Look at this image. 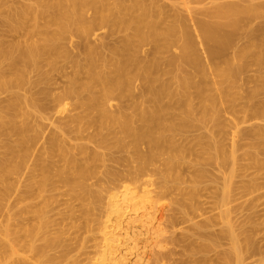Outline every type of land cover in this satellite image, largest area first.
Returning a JSON list of instances; mask_svg holds the SVG:
<instances>
[{
	"label": "bare ground",
	"instance_id": "bare-ground-1",
	"mask_svg": "<svg viewBox=\"0 0 264 264\" xmlns=\"http://www.w3.org/2000/svg\"><path fill=\"white\" fill-rule=\"evenodd\" d=\"M160 1L0 0V26L8 27L12 23H18L19 30L17 33L22 32L24 36V42H6L5 44H9V47L4 52L2 47L5 44L1 42L4 37L0 31L1 85L12 88V84L16 83L17 85V82L21 80L18 84L20 86H14L19 90L21 89V93L15 94L16 97H8L5 102L2 100L0 104V142L3 143L2 148L4 149L1 150L0 146L2 151V153L0 151V218H3L4 222L0 225V264H159L160 262L163 264L172 252L175 253L174 248L176 246L168 249V244L174 245L180 242L179 245L183 243L187 247L192 238L190 241L184 240L186 237L182 236V233L180 235L184 239L174 231L180 224V226L184 224V217L179 218L181 210L177 208L171 213L161 212V209L154 210L156 207L154 206L153 209L150 205H154L151 195L155 190H145L146 185L152 183L150 179L153 176L154 169L152 167L157 159L155 158L156 155L158 158L163 157L162 155L165 157V154L167 156L164 165L166 171H160L163 180H161L159 188L157 187L159 190L157 198H165L169 195L171 184L166 179L168 176L171 179V175L176 173L173 171L175 167L179 163L180 165L184 163L181 161L184 160L183 155L187 149L185 150V147L178 143L175 138L181 133L180 129L172 121L170 123L168 120L167 122L162 121L163 115L170 116L171 114L172 117L176 115L171 113V110H173L172 112L174 109H176L175 112L179 111L178 108L180 107L175 102L174 105L177 107H174L176 108L168 110L169 114L163 113L167 111L165 109L167 106H172V102L176 101L178 90L180 92L178 94L185 104L183 106L184 104L179 102L181 109L187 107L186 111H196L194 113H198L200 116L198 125L197 123L193 124V122H198V119L193 120L192 117L191 121L193 122H188L189 124L192 123L198 131L201 130L199 131L201 135L198 136L200 140H197L202 144V148H206L205 145H207L208 148L215 151L216 156L213 157V163H215L216 157L218 159L216 162L219 164L221 161L223 164L230 161L236 166V151L240 148L242 149L241 152L246 149L245 154L243 153L246 155V160L255 166L264 167V160L261 157L264 156V0H184L185 4L188 5L184 14L175 11V9L174 12L168 11L171 8L166 9V5L164 7ZM42 21L44 24L41 23ZM15 27H17L16 24ZM8 28L10 31L14 29ZM73 32L77 34L74 33L75 35H73ZM68 34L75 36L78 41L68 39L66 37ZM133 38L139 39L138 42H134ZM171 39H178L179 53H171L168 50L170 48L167 43ZM121 52H125V54L123 55ZM166 52L167 55L175 58L172 59L174 61L163 57L166 56ZM117 54H121L122 59L120 56L117 58L118 61L121 59L122 68L119 67L122 64L120 65L118 62L117 66L115 63L117 62L115 61ZM60 60L64 63L61 66ZM112 61L120 69L117 73L113 71V75L111 74L112 71L111 73L107 71L108 74L105 70V67L106 69L115 67H112L114 65ZM103 70L105 71L103 72ZM180 71L182 76L178 74ZM55 73L57 77H53L52 74ZM82 75L85 78L84 81L90 80L91 82L80 83ZM10 77L19 80L15 82ZM174 77L175 79L182 77L177 79L179 85H176L180 86L181 91L179 88L177 90L175 85L172 86L175 89L171 87L169 81ZM61 79L66 81L64 88L59 86L58 80ZM83 83L88 86H84ZM170 87L174 89L171 91L177 92L172 94L169 91ZM17 90L14 89V91ZM5 92L8 94L7 91ZM32 97H39V100L43 97H51V101L48 99L51 105H46L48 111H45L49 113H43L46 106H42L38 103L39 100L37 102V99ZM67 97H80L77 99L78 105L76 103L75 106H79L81 110L85 109L81 112L80 109L76 108L82 116L72 112L74 118H69V121L74 122V125L68 124L69 121L66 123V116L63 117L64 120L59 116L61 115L59 114L60 106L63 110L62 103H65ZM81 97L87 98L82 99ZM109 97H124L122 99L127 101L128 98L126 97H134L128 101L132 100L129 103L131 107L133 103L136 105V101L138 102L136 106L133 105L134 111L130 107L132 110L129 112L132 114L126 115L120 111L115 113L116 106L114 105L113 109H109V102L114 99ZM145 97H147L148 104ZM151 97L155 98L151 99ZM162 97L163 99L168 97V99L163 100ZM229 97H233V99L227 101ZM140 98L141 102L139 101ZM170 98H173V101ZM70 99L72 101V98H69V101ZM195 99L197 104L194 103ZM224 100L230 104L226 106L223 103ZM161 101L163 103L170 101L172 105L165 102L167 104L164 103L166 105L164 107ZM46 102L44 104L48 103ZM128 102L125 104L128 105ZM119 103L122 104V100ZM145 104L147 105L145 106ZM113 106L111 105V107ZM125 109L127 110V107ZM30 110L38 111L40 117L43 113L41 118L50 115L48 117L53 119L55 116L54 119L56 118L59 122L64 123L65 121L66 124L62 125V127L68 126V128H64L65 132L63 128H59L64 133L57 131L58 127H55V124L54 127L56 132L63 134L64 140L66 135L71 136L66 138L68 139L67 145L69 139H75V136H78V140H82V142L76 143L78 140L72 141V139L71 142H75L76 147L72 144L73 148L71 146L65 147L66 143L60 140L62 134L57 136L56 132L52 133L45 141H48L50 149L56 151H53L54 155L51 154L52 160H46L49 156L44 157L47 148L39 146L41 139L46 138L43 137L45 131L43 128H39L41 127L38 124L39 121L37 127L36 123H33L36 118L37 120L40 118L38 119L37 113L33 112L37 117L34 116L35 121H32L30 117L33 116L29 117ZM84 111L86 112L83 113ZM92 111L96 112V116H94L96 120L90 118ZM124 112L127 111L124 110ZM133 112L135 113L133 114ZM74 114L78 116L75 117ZM195 115L197 116V114ZM230 116L233 118H229ZM160 118H162V122H165L162 128L168 123L167 126L177 128L180 131L179 134H175L174 138L170 137L167 126L164 127L167 135L163 134L165 130L162 132L159 125H155L156 120ZM45 120L47 121L46 118ZM41 121L42 119H40ZM48 121L51 123V118ZM75 122L78 127H76ZM172 123L174 126L171 125ZM187 123L183 127H188ZM59 124L57 125L61 126ZM181 124L183 123L181 122ZM69 126L71 127L70 131ZM108 126L110 128L117 127L118 131L111 130L112 133L109 136L107 129H110ZM171 128L170 130H172ZM90 129L93 131L89 132ZM103 129L107 131L105 134L102 133ZM184 129L187 130V128ZM71 130L72 133L75 132V135L66 134ZM177 130L172 131L177 133ZM203 131L206 132L202 133ZM106 133L109 135L107 136ZM73 135L74 137H72ZM112 136L115 138L114 140H112ZM81 137H86L87 140L90 138L91 142H94L93 138L95 137L98 144H92L89 141L85 144L83 142L86 141V138ZM121 137L129 139V141L126 139L123 142L124 139L122 140ZM106 138L110 140L108 141ZM201 140L207 144L203 145L202 142L204 141ZM112 141H116L118 150L124 151L129 156H127L128 164L124 166L123 157L120 155L119 158L116 157L118 156L116 154L115 159L112 156V160L107 155L110 160L107 162L109 164L111 161L115 163L114 169L122 163L123 167H119L120 169H117L116 172L113 168L112 172L111 167H109L111 172H109V168L104 167V165L108 166L105 163V160L108 159L107 156V158L104 156L105 162L102 160L104 158L99 159L105 163L104 165L99 164L105 172L106 169L108 170L107 174L110 176L106 174L108 179L104 178L105 180H108L109 183L112 180L114 185L116 181H121V183L123 181L121 185H119L120 182L117 183V186L115 185L111 191L110 189L107 191L108 186L102 187L108 192L107 197V193L98 183V185L95 183L100 179L91 178L94 176H91L89 161L92 162L93 159L99 158L100 154L95 157L99 151L102 153L105 149H113L114 143ZM61 142L64 143V146ZM108 142L110 148L106 147ZM200 143L197 144L201 147ZM87 144H92V146L95 144V147L98 145V149L89 151L90 148L85 147ZM44 145L46 144L44 143ZM225 145H229L231 149L228 155L224 150ZM101 148L103 151L100 150ZM72 151H76L75 155ZM109 152L111 151L109 150ZM157 152L159 153L157 154ZM122 153L120 154L122 155ZM55 154L57 155L55 156ZM93 154L95 158L91 159ZM243 154L241 153V155ZM211 157L208 155L209 159H206L210 160ZM120 159L123 161L119 162ZM54 160L59 161V166L56 162L55 167L60 168H57L58 171L55 170V167L52 168L54 163L50 162L53 172L46 161ZM30 162L31 164H29ZM60 162L63 166H60ZM97 162L96 165H98ZM208 162L210 163V161ZM178 167L180 166L178 165ZM231 167L233 168V166ZM73 172L76 174L74 179L72 178ZM234 172L235 167L231 172L233 178ZM104 174L101 176L105 177ZM55 177L59 180L53 182ZM97 177L99 178L100 175ZM110 178L111 180H109ZM182 178L179 179L180 181L178 180V187ZM88 179L91 181V187L98 186L102 189H100V194L97 190H93L94 194L97 195L92 196L91 190L86 184ZM174 180V182L177 181ZM231 180L232 178L229 179V185L226 183L229 192L232 191L231 185L233 183L230 185ZM60 181L63 185L72 183L74 185L73 190L78 192L75 197H71L80 201L79 219L82 222L78 226L74 225L76 224L74 221L72 222L74 217H78V215L76 216L77 213L74 212L77 211L74 207V200L69 199L74 206L68 200L74 208L70 207L71 204L70 206L67 204L68 207L65 204L66 209L71 208L67 210L68 213L70 211L69 216L65 215L66 218L67 216L69 219L71 218L70 222L73 223L71 228H75L72 231H69V228L66 229L65 225L62 228L55 227L58 226V219H55L57 221L55 224L53 212V219L49 215L50 206L57 201L52 203L56 198L51 194L47 195V192L54 191L57 187L55 183L59 184ZM53 186H55L54 190H52ZM102 186L105 185L102 184ZM109 187L111 188L110 185ZM101 196L108 199L106 203L104 201V205H102L103 197ZM185 196L186 193L182 197L185 198ZM194 196L197 198L195 193ZM219 197L224 198V196ZM226 201L228 200L226 199ZM58 203L55 204L57 207ZM93 204H100L104 207L99 216L98 213L94 216L98 208H95L96 211L94 212ZM55 205L52 206L55 207ZM55 208H51V210L56 211ZM62 212L64 214V211ZM57 213L59 214V212ZM229 213L226 211L221 214L224 221L219 234L202 232L205 228H209L210 224L207 222L193 224L194 231H197L200 236L192 241V244L197 243L199 246V248H197L198 246L195 247L196 252L199 253L201 249L200 253L207 255L219 248L223 241H226L228 245V249L215 254L214 260L204 256L196 264H214L215 261L217 264H249L247 261L258 253L256 246L259 245H256L247 231L248 221L247 224L238 226L235 224L236 222H233L234 220L231 219ZM181 214L184 215V213ZM88 215L93 216L88 217ZM255 222L257 223V221ZM175 230L177 231V229ZM182 240L184 241L181 243ZM90 241L94 242L93 247L91 246L94 249L92 252L87 251L91 248L88 246ZM162 243L167 244V246ZM192 244L188 247L191 248ZM173 245L171 246L173 247ZM190 248H187L189 251L191 250L190 252L195 251H193L194 247L193 249ZM196 252H194L195 254L190 253V257L196 255Z\"/></svg>",
	"mask_w": 264,
	"mask_h": 264
},
{
	"label": "rangeland",
	"instance_id": "rangeland-1",
	"mask_svg": "<svg viewBox=\"0 0 264 264\" xmlns=\"http://www.w3.org/2000/svg\"><path fill=\"white\" fill-rule=\"evenodd\" d=\"M161 2V4H163V6L164 5H166V9H170V10H168V11H173L174 12V9H175V11H178L179 13L180 12H183V14H184V12L186 11L185 9H186V7H188V5H186L185 4V2H184V0H161L160 1ZM165 7V6H164ZM192 7H194V6H192ZM173 8V9H172ZM167 11V10H166ZM170 13V12H169ZM170 14H172V13H170ZM182 14V13H181ZM42 24H44V22L42 21L41 22ZM15 24L17 25V27H15ZM27 24H29V23H27ZM13 26V27H12ZM8 27H11V30H12V28H14L12 31H10L9 29L10 28H8ZM8 27H4V26H0V31H1V33H2V35H3V37H4V39H3V41H1V38H0V41L2 42V43H21V42H24V36H23V34H22V32H18L17 33V31L19 30L18 29V27H19V24L18 23H12V25H10V26H8ZM75 32H73L72 34L73 35H75V34H77V33H75ZM71 35V34H70ZM73 35H71V36H69V34L68 35H66V37L68 38V39H71V40H73V41H78V39L75 37V36H73ZM76 36H78V35H76ZM131 39V38H130ZM263 39H264V36H263ZM132 40H134V42H138V40L137 39H135V38H133ZM173 40V41H172ZM177 40L178 39H171L167 44V46L170 48V49H168L171 53H173V52H178L179 51V49L177 48V45H179V42L177 43ZM65 42H67V41H65ZM176 42V43H175ZM175 43V44H174ZM174 44V45H173ZM3 45V44H2ZM14 45H16V44H14ZM172 45V46H171ZM3 47H5L4 49H3ZM2 47V50L5 52V49H6V51H7V49H8V47H9V44H5L4 46ZM174 47V48H173ZM178 49V50H177ZM176 50V51H175ZM168 51V52H169ZM170 52H169V54H170ZM180 52V51H179ZM178 52V53H179ZM122 53V52H121ZM123 55L125 54V52H123L122 53ZM121 55V54H120ZM120 55H118L117 54V56H116V58L118 57V56H120ZM122 55V56H123ZM165 55L166 56H163V57H166V58H168L169 60L171 59V61H174V60H172V59H175V58H172L170 55H167V52L165 53ZM115 56V55H114ZM170 56V57H169ZM119 58V57H118ZM118 58L115 60V61H117V62H115V63H117V66H118V62H119V64L121 65L122 63H120V60L122 59L121 58V56H120V60L118 61ZM176 61V60H175ZM60 62V66L61 65H63L64 63L62 62V60H60L59 61ZM113 62V61H112ZM115 63L113 62V66L112 67H114V68H110V67H108L107 65V69H106V67H105V70H106V72L108 71V72H110L111 73V71H112V75H113V71L115 72V73H117V72H119L120 71V69L115 65ZM176 63V62H175ZM110 64V63H109ZM108 64V65H109ZM112 64V63H111ZM120 68H122L123 67V64L121 65V66H119ZM112 69V70H111ZM180 69V68H179ZM179 69H178V71H179ZM105 70H103V72L105 71ZM107 72V73H108ZM109 74V73H108ZM177 74V73H176ZM178 74H179V76H182V74H181V71L180 72H178ZM52 75H54L53 77H57V76H55L56 75V73L55 74H52ZM15 76V75H14ZM17 77H18V75H17ZM10 78H12V79H14L15 77H10ZM9 78V79H10ZM19 78V77H18ZM179 79H181L182 77H178ZM178 78H176L175 79V77L174 78H172L171 80L174 82H172L171 80L169 81L170 82V85H171V87L172 86H174V87H176V89L178 90V88L180 87H178V86H176V85H179L178 83H177V81H179V80H177ZM20 79V78H19ZM18 79V80H19ZM57 79V78H56ZM15 80V79H14ZM17 80V79H16ZM16 80H15V82H16ZM17 80V81H18ZM65 79H61V80H58V83H59V86L61 87V88H64L65 87V85H66V81H64ZM85 80V78L83 77V75L81 76V80H80V83L81 82H86V83H88L87 81H89V82H91L90 80H87V81H84ZM13 81V80H12ZM21 81V80H20ZM20 81L19 82H17V85L18 84H20ZM14 83V82H13ZM173 83V84H172ZM2 84V81L0 82V88H1V90H0V99H1V101H0V104H1V102H2V100L5 102L6 101V99H8V97H16L15 96V94H20L21 92V89L19 90V88H15L14 86H17L16 85V83H14V85L12 84V88H14L15 90L16 89H18L17 91H14V89H12L11 87L10 88H6V87H4L3 85H1ZM83 84H85V83H83ZM82 84V85H83ZM90 84V83H89ZM18 86H20V85H18ZM84 86H88L87 84H85ZM3 87V88H2ZM79 87V86H78ZM170 87V88H171ZM174 87H172V88H174ZM21 88V87H20ZM60 88V89H61ZM84 88V87H83ZM169 88V91H171V90H174V89H170ZM4 89H6V90H4ZM10 89V90H9ZM180 89V88H179ZM3 90H4V93H3ZM5 91H7V93L8 94H10V96H8V94H6V92ZM61 91V90H60ZM180 91H181V89H180ZM19 92V93H18ZM172 92V94H174L175 92H177V91H175V92H173V91H171ZM178 92H179V90H178ZM178 92H177V95H176V101H174V102H172L173 101V98H170V99H172V104L170 103V101H165V102H168V104L170 103L172 106H167V108L169 107V109H167V108H165L167 111L165 112H163V113H167V114H169V111L168 110H171V109H174V108H176L177 107V105H174V103L175 102H177V104H178V107H180V108H178L179 109V111L177 112H175V110L176 109H174V112H172L173 110H171V113H175L176 115H174L173 117L171 116V114H170V116L169 115H163L164 117H162V118H164L162 121H166L167 122V120H168V122L170 123L171 121L172 122H174L175 124H176V127H178V129H180V131H181V135L179 134V130H177V128L176 129H174V127L173 128H171V126H167V125H169L168 123L166 124V125H164V127L165 126H167V127H169V128H167L168 129V134H169V136L170 137H173L175 134H179V135H176V140H177V142L178 143H180L182 146H184L185 147V150H186V155L184 154L183 156L187 159V162H188V164H187V162H185L186 161V159L184 158V160L182 159V161L181 162H184V163H182L181 165H180V163L178 164L180 167H178V165H177V167H178V169H177V167H175V170H173L174 172L176 171V173L175 174H177V175H175L174 173L172 174V172H171V174H169V175H171L172 177H171V179H170V177L168 176L167 177V182L168 183H170L171 185L173 184V185H175L176 187H174L173 185L171 186H169L168 184V186L170 187V193H169V195H167V197H160V198H157V192L159 191L158 190V188H159V184H160V182H162L161 180H163V178L161 177V175H160V171H166V168H165V161H166V154H165V157H164V155H162L163 157H159L158 158V156L156 155L155 156V158H157L156 160H155V163H154V166L152 167L154 170H153V176H152V178L150 179L151 181H152V183L151 184H148V185H146V187H148V188H146L145 187V190H151L152 191V189H154L155 190V192H152V202L154 203V205L152 204V202H151V204L152 205H150V206H152V208L155 206L156 208L154 209V210H156V209H161L160 211L161 212H165V213H171V211L173 210V211H175V210H177V208L179 209V210H181V212H180V216H179V218H183L184 217V220L183 219H181V220H183V222H184V224H183V222H182V226H180L179 225V227H176L175 229H177V231L174 229V231L176 232V234L178 233L179 235H180V233H182L181 235L182 236H184V237H186V239H184V237H181V235L179 236V237H181V238H183L184 240H187V241H190L191 239L190 238H192V240H191V242H190V244H192V241H195L197 238H199L200 236L198 235V232L197 231H194V227H193V224L194 223H199V224H202V222L204 221V222H207V223H209L210 224V226H209V228H203L204 229V231L202 230V232H215L216 234H219L220 232H221V230H222V222L224 221V220H222V216H221V214L222 213H224V212H226V211H228V212H230L229 214H230V217H232L231 219L232 220H234L233 222L236 224V225H238V226H240V225H243V224H247V221H248V224H247V231H248V234L249 235H251V237L253 238V241H255V243H256V245H259V246H256L257 248H258V253L255 255V256H253V257H251L248 261H247V263H249V264H264V167L263 166H255V165H253L251 162H249L248 160H246V155H244L245 153V151H246V149H244L243 150V152H241V150L242 149H240V148H238V150L236 151V166H234L233 164H231L230 163V161H229V163H228V161L225 163L224 162V164H223V162L221 161V160H219V161H221V164H219V163H217L218 162V159L215 157V159L217 160V162H216V160L214 161L215 163H213V161L212 160H214V156H216V153H215V151H213V150H211L210 148H208V146L207 145H205V144H207L204 140H201V141H204V142H202L203 143V145H205L206 146V148H202V144L200 143V141H198V140H200V139H198L199 137H200V135H201V133L199 132V131H201V130H199L198 131V129L197 128H195V126H193L192 125V123H190L189 124V122L188 121H190V122H193V121H191V117H192V119L193 120H197L198 119V122L196 121V122H193V124L194 123H197V125L199 124V122H200V116H199V114L198 113H194V112H196V111H194V112H188V111H186L187 110V107H182V109H181V106L179 105L180 103L179 102H182L183 104H184V100L182 99V97L181 96H179L180 94H178ZM22 93H23V91H22ZM180 93V92H179ZM18 97V96H17ZM173 97V96H172ZM9 98V99H10ZM32 98H36L37 99V102H38V100H39V97L37 98V97H32ZM51 98V97H50ZM49 97H43V99H41L40 98V100H39V104H41L42 106H48V104H50V102H49V100L51 101V99H50ZM69 98H72V101H71V99H70V101H69ZM74 98H75V100H74ZM82 99L83 98H87V97H81ZM107 98V97H106ZM109 98H114L115 99V101H114V99H112L110 102H109V106H110V108L109 109H113L114 108V106H116L115 107V109H116V111H115V113L116 112H122L123 114H125L126 113V115H131L130 114V110H132V111H134V106H136L137 105V102L138 101H136V105H134L135 103H133L132 104V107H131V104H129V103H131V101L130 102H128L130 99H132V98H134V97H126V98H128V101L126 100V99H122V98H124V97H109ZM120 98V100H118ZM153 98H155V97H151V99H153ZM158 98V97H157ZM168 99V97H164V99ZM184 98V97H183ZM45 99H47V100H45ZM49 99V100H48ZM77 99H80V97H67V99L65 100V103H62V108H63V110H64V113H63V110L61 109V106H60V113L59 114H61V115H59L60 117H65V118H67L66 119V123L70 120L69 118H74L73 116H72V114L73 113H75L76 112V114H78V115H81V114H79V110H76V108L77 109H80V111L82 112V110H85V109H82L81 110V108L79 107V106H77L78 105V101H77ZM143 99V98H142ZM159 99V98H158ZM161 99H163V97L161 98ZM160 99V100H161ZM163 99V100H164ZM166 99V100H167ZM178 99H181L180 101H177ZM233 99V97H229V99L227 100V101H229V100H232ZM43 100H45V101H43ZM122 100V104L121 103H119L120 101ZM145 100H146V103H147V97H145ZM162 100V101H163ZM43 101V102H42ZM48 103H47V102ZM125 101H127L128 102V105H130V106H128V105H126L125 103H127V102H125ZM139 101L141 102V98L139 99ZM161 101V104H164L163 102ZM225 102V100H224V104H226V106L228 105V104H230L229 102ZM3 102V103H4ZM44 102H46L47 104H44ZM75 102V103H74ZM74 103V104H73ZM77 103V105L75 106V104ZM110 103H112L111 105L113 106V107H111V105H110ZM143 103H145V101H143ZM181 103V105H183ZM194 103L195 104H197V100L195 99L194 100ZM222 103V104H223ZM5 104V103H4ZM148 104V103H147ZM147 104H145V106L147 105ZM165 104H167V103H165ZM163 105L164 107H166V105ZM176 104V103H175ZM51 105V104H50ZM120 106V108H119V106ZM134 105V106H133ZM47 106L46 107H44V111H43V113H46L45 111L48 109L47 108ZM75 106V107H74ZM118 106V107H117ZM127 107V110L125 109V107ZM144 106V105H143ZM144 106V107H145ZM151 106H152V104H151ZM174 106H176V107H174ZM183 106H185V104L183 105ZM123 107V108H122ZM132 109H131V108ZM173 107V108H172ZM59 108V107H58ZM57 108V109H58ZM136 108V107H135ZM183 108L185 109V111L183 110ZM118 109H120V110H118ZM61 110H62V113H61ZM74 110V111H73ZM118 110V111H117ZM124 110L125 111H127L128 112V114H127V112H124ZM136 110H139V109H136ZM1 111V110H0ZM48 111V110H47ZM33 112L36 114V115H38V119L40 118V119H42V123L40 122V119L39 120H37V118H36V121L34 120L35 119V117L34 116H36L35 114H33ZM39 112H41V111H39ZM73 112V113H72ZM80 112V113H81ZM86 111H84L83 113H85ZM112 112H114L113 110H112ZM188 112V113H187ZM1 113V112H0ZM42 113V112H41ZM43 113L41 114V117H43ZM47 113H49V112H47ZM46 113V114H47ZM82 113V114H83ZM135 112H133V114H134ZM194 113V115L195 114H197V116L195 117L194 115L192 116V114ZM76 114H74L75 115V117H77L76 116ZM45 115V114H44ZM58 115H56L57 117H59ZM68 115V116H67ZM91 117L90 118H92V119H94V120H96V118H94V116H96V112L95 111H92L91 112ZM30 116H33V117H30ZM48 116H50V115H48ZM48 116H44V118H41L40 117V114H38V111H35V110H30V115H29V117L30 118H32V121L34 120L35 122H33L35 125H36V127L38 126V124H40L39 126H41V127H39L40 129L41 128H43V130L45 131L44 133L45 134H43V137H46V138H43V139H41V141H40V144L41 145H39V146H42V148H47V150L45 149V151L47 152V154H46V152H44L45 153V155H44V157L46 156V155H49L47 158H46V160H52L53 158L51 157V154H53L54 155V153H53V151L55 152L56 150H52V149H50V147H49V144H48V141H45V139H48L49 138V136L52 134V133H55L56 131H55V127H58L57 128V131H61L62 133H64L65 132V130H64V128H68V126H65V127H62V125L64 126L66 123H65V121H64V123H62V121L61 122H59V121H57V119L55 120L54 119V117L55 116H53V119H52V117H48ZM82 116V115H81ZM168 116H169V119H168ZM37 117V116H36ZM48 117V118H47ZM167 119H166V118ZM172 119H171V118ZM34 118V119H33ZM47 119V121H48V119L50 120V118H51V123L48 121H46L47 122V124H46V122L44 121V119ZM61 118V119H62ZM162 118H160L159 120H156V122H155V125H159V127H160V131H162V130H165L164 132H163V134H165V135H167V132H166V128H162V126H163V123L165 124V122H162L161 121V119ZM188 120H187V119ZM229 118H233V116L231 117H229ZM63 120H64V118H63ZM176 120V121H175ZM187 120V121H186ZM38 121H39V123H38ZM54 121H56V122H54ZM44 122V123H43ZM52 122H53V125H51L52 124ZM60 123L59 125H61V126H58L57 124L58 123ZM181 122L183 123V124H181ZM188 122V123H187ZM38 123V124H37ZM62 123V124H61ZM73 124L74 122H70L69 121V123L68 124ZM174 123H172L171 125H173L174 126ZM187 123V125H188V127H183L185 124ZM42 124V125H41ZM43 124H44V126H49V127H44L43 126ZM54 124L56 125L55 127H54ZM67 124V125H68ZM139 123L137 122V125H138ZM74 125V124H73ZM75 125H76V127H78L77 125V123L75 122ZM111 125V124H110ZM109 125V126H110ZM186 125V126H187ZM70 126H72V125H70ZM69 126V131H70V129H71V127ZM108 126V128L110 129V130H108L107 128V131L109 132V134L108 133H106V135L108 136H111V133H112V131H118V129H117V127H115V128H112V127H114L113 125H111L112 127L110 128ZM73 127V126H72ZM84 127H86V126H84ZM83 127V128H84ZM198 127V126H197ZM59 128H63V131L61 130V129H59ZM75 128V127H74ZM170 128L172 129V130H177V133H175V131L173 132L172 130H170ZM184 128H187V130L186 129H184ZM199 128V127H198ZM52 129V130H51ZM73 129V128H72ZM77 129V128H76ZM106 129H103L102 130V133L103 134H105V132H107L106 131ZM74 130V129H73ZM112 130V131H111ZM186 130V131H185ZM41 131V130H40ZM50 131V132H49ZM68 131V130H67ZM66 131V132H67ZM75 131V130H74ZM93 130L92 129H90L89 130V132H92ZM42 132V131H41ZM60 132V133H61ZM76 132V131H75ZM74 132V133H75ZM78 132V131H77ZM206 132V131H205ZM204 131L202 132V133H205ZM60 133H58V132H56V134H57V136L60 134ZM61 133V134H62ZM74 134V133H72V130H71V132H68V133H66V134ZM183 133H184V135H183ZM65 134V135H66ZM77 134V133H76ZM75 135V134H74ZM74 135L72 136V137H74ZM80 135V134H79ZM59 136H61V135H59ZM67 136V135H66ZM65 136V140L63 139L64 137H63V134H62V139L60 138V140L61 141H63L64 143H66L67 142V140L68 139H66V138H69V137H71L70 135H69V137L67 136L66 137ZM106 136V137H107ZM199 136V137H198ZM76 138L75 139H77L78 140V136H75ZM80 137V136H79ZM91 137V136H90ZM81 138H86V137H81ZM109 138V137H108ZM111 138V137H110ZM112 140H114L115 138L112 136ZM122 138V140H123V142L127 139V138H125V137H121ZM174 138V137H173ZM73 138H71V140H72ZM75 139H73L72 141H74ZM90 139V138H89ZM87 140V138H86V141H84L83 143H87V141H89L90 143H95V144H98V143H96L97 142V139L94 137L93 139H94V142L92 141H90V140ZM96 139V140H95ZM107 139V138H106ZM198 139V140H197ZM71 140L69 139V144L67 145V143L65 144L66 146L65 147H67V146H71V144H72V146H75L76 147V143L78 142V143H81L82 142V140H78V141H76V143L75 142H71ZM83 140H85V139H83ZM108 140V139H107ZM110 140V139H109ZM108 140V141H109ZM175 140V139H174ZM127 141H129V139H127ZM63 142H61V144H62V146H64V143ZM113 143H114V148H117L116 150H113L112 148V150L111 149H109L111 152H109V150H106L105 148V150L104 151H106L105 153H104V151L102 150V148L100 149V150H102L103 152V154L99 151L98 153H96V155H95V157H97L99 154H100V156H99V158L97 157L96 158V160L97 161H101V162H97L96 160H94L93 159V161L91 162V160L89 161V163H90V168H91V172H92V175L91 176H94V177H91V178H95L96 177V179H100V180H98V181H94L96 184L98 183L99 184V186L102 188V187H107V191H109V189H110V191L112 190V188H114L115 187V185L117 186V183H119V185H121L122 183H123V181H122V183H121V181H119V182H115L116 184L114 185V183H112L113 181L111 180V178L109 179V180H111L110 181V183H109V181L108 180H105V179H108V177L106 178V174L108 173L107 171V169L109 168V167H111V169L113 168L114 169V162L113 161H111L110 163L112 164H109L107 161L109 160V157L111 158L110 160H112V156H113V158L116 156V154L118 155V156H116V157H119V155H120V157H123L122 159L124 160V162H122L121 161V159L119 160V162L121 161L122 163H123V165L125 166V165H127L128 163H127V156H129V154L128 155H126V153L124 152V151H120V150H118V147L116 146V141H112ZM44 143L46 144V145H44ZM75 143V144H74ZM82 143V144H83ZM126 143V142H125ZM197 143H200V145H201V147L197 144ZM0 146H1V150H4L3 148H2V145H3V143H1L0 142ZM43 144V145H42ZM92 144H87V145H85V147H87V148H90V150L89 151H93V150H97L98 149V145H97V147H95L96 145L94 144L93 146H92ZM108 144L110 145V143L108 142L107 143V146L106 147H109L108 146ZM79 145H81V144H79ZM112 145V144H111ZM198 145V146H197ZM49 148H48V147ZM71 146V148H73ZM92 146V147H91ZM113 146V145H112ZM205 146H203V147H205ZM111 147V146H110ZM109 147V148H110ZM70 148V147H69ZM50 149V150H49ZM68 149V148H67ZM75 149V148H74ZM73 149V150H74ZM203 149H205V150H207V151H204ZM0 150V151H1ZM44 150V149H43ZM42 150V151H43ZM52 150V151H51ZM72 150V149H71ZM75 150H77V149H75ZM211 150V151H210ZM225 153L228 155L229 154V152H230V146L229 145H225ZM202 151H204V152H210L208 155L210 156H212L211 157V159L210 160H208L209 158H208V155H207V153L205 154L204 152H202ZM49 152V153H48ZM75 152L76 151H72V153L75 155ZM112 152H116V153H112ZM123 152V153H122ZM243 154V155H241V153ZM1 153H2V151H1ZM42 153V152H41ZM58 153V152H57ZM110 153V154H109ZM120 153H122V155L120 154ZM159 152H157V154H158ZM203 153V154H202ZM77 154V153H76ZM102 154V155H101ZM207 155V156H205V155ZM238 154H239V156H238ZM57 154H55V156H56ZM109 157H108V156ZM55 156H53V157H55ZM104 156L106 157H108V159H106V158H104ZM241 156V157H240ZM243 156H245L244 158H243ZM50 157V158H49ZM94 157V154L91 156V159L92 158H95ZM119 157V158H120ZM261 157H263L262 159L264 160V156H261ZM101 158H104V159H102L105 163H107L108 164V166H105L104 164L105 163H103V161L102 160H99V159H101ZM203 158V159H202ZM205 158V159H204ZM206 158H208V159H206ZM33 159V158H32ZM55 159H57L56 157H55ZM115 159V158H114ZM118 159V158H117ZM125 159H126V161H125ZM109 160V161H110ZM210 161V163H212V164H210L208 161ZM94 161H96L97 162V164L98 165H100L101 166V164H99V163H102V165H104V167L106 168L107 167V169H106V172H105V170H103V168H102V166L100 167L99 166V169H98V165H96L95 163L96 162H94ZM158 161V162H157ZM207 161V162H206ZM212 161V162H211ZM50 162H53L52 164V168H54L55 167V163L58 165V162L59 161H46V163L48 164V166H49V168L51 169V166H50ZM32 163H33V161H32ZM63 163V162H62ZM94 163V164H93ZM122 163H121V165L120 166H118L117 167V165H115V167H117L116 169H114L115 171L114 172H116V170L118 169H120V168H122L123 166H122ZM125 163V164H124ZM186 163V164H185ZM210 165H209V164ZM29 164H31V162L29 163ZM64 164V163H63ZM185 164V165H184ZM219 164V165H218ZM230 164V165H229ZM183 165V166H182ZM188 165V166H187ZM222 165H223V167H224V165H226L224 168L222 167ZM59 166V165H58ZM60 166H63L62 164H61V162H60ZM230 166H233V168L231 167L230 168ZM94 167H95V170H94ZM96 167H97V169H96ZM120 167V168H119ZM234 167H235V172H234V178H233V174L231 173L232 171H233V169H234ZM57 166L55 167V170H57ZM60 168V167H59ZM58 168V169H59ZM62 168V167H61ZM102 168V169H101ZM104 168V169H105ZM101 169V170H100ZM113 169L111 170L112 172H113ZM230 169H231V171H230ZM52 170V169H51ZM181 170V171H180ZM201 170H202V172H201ZM53 172H54V170H52ZM58 171V170H57ZM110 171V168H109V172H111ZM75 172V171H74ZM74 172H73V174H72V178L74 179V178H76V174H74ZM104 172H105V174H104ZM204 172V174H202ZM163 173H166V172H163ZM167 173H169L168 171H167ZM179 173H181V174H179ZM103 174H104V176L105 177H102L103 176ZM179 174V175H178ZM199 174H200V176H199ZM100 175V177L98 178L97 176H99ZM102 175V176H101ZM108 175V174H107ZM175 177H174V176ZM203 177H202V176ZM205 175V176H204ZM230 175H231V178H232V180H231V183H230V185L232 184L233 185V187H234V189H233V187H232V185H231V188H232V194H231V192H229V190L227 189V184L226 183H228L229 182V179H231L230 178ZM109 176V175H108ZM178 176V177H177ZM226 176V177H225ZM110 177V176H109ZM181 177H183L182 179H181V182H180V184H179V187H178V185H177V183H179V179L181 178ZM202 179H201V178ZM91 178H89V179H91ZM105 178V179H104ZM178 178V179H177ZM229 178V179H228ZM57 177H55V179H54V181L53 182H56L57 181ZM87 180L86 181V184L89 186V188H90V190H91V193H92V196H94V195H97V194H94V191L93 190H97L98 191V193L100 192V187H98V186H94V187H91V181H92V179H91V181L90 180ZM95 179V180H96ZM104 179V180H103ZM170 179V180H169ZM174 179H176L177 181L176 182H174L175 180ZM228 179V180H227ZM59 180V179H58ZM117 180V179H116ZM179 180V181H178ZM89 181V182H88ZM184 181V182H183ZM82 182H84V180H82ZM101 182V183H100ZM174 182V183H173ZM58 183V182H57ZM62 182L60 181V183L59 184H56L55 183V186H57V187H55V186H53V189L52 190H54V187L56 188L54 191H52V192H47V195H50L51 194V196H54L55 198H56V200L54 199V197H53V201H52V203H55L54 201H57V202H59L58 204V207L56 206L57 205V202L55 203V204H52V205H55V207H57V208H55L54 206H50V213H49V215H50V217L52 218V212H53V217H54V223H55V221L57 220L58 221V223H57V221H56V223L58 224V226H55V227H60V228H62V227H64V225H65V228L66 229H68L69 228V231H72L73 229H75V228H71V224H73V223H71L70 222V220H71V218L69 219L68 218V216H69V213H70V211H69V213H68V211L67 210H70L71 208L70 207H72V208H74L75 207V209L77 210V211H74L75 213H77L76 214V216L78 215V217L76 218V217H74L73 219H72V222L74 221V223H76V224H74L75 226H78L79 224H80V222H82V220L81 219H79L80 217H79V215H80V213L79 212H81L80 210V201L79 200H74V199H77V198H71V197H75L76 196V194L78 193L77 191H74L73 190V188H74V185L71 183V184H66V185H63V183L61 184ZM109 183V184H108ZM97 184V185H98ZM102 184L103 185H105V186H102ZM108 184V185H107ZM126 184V183H125ZM128 184V183H127ZM226 184V185H225ZM109 185L111 186V188L109 187ZM194 185V186H193ZM225 185V186H224ZM228 185H229V183H228ZM252 185H254V186H252ZM139 186V185H138ZM193 186V187H192ZM158 187V188H157ZM187 187V188H186ZM195 187V188H194ZM230 187V186H229ZM92 188H94V189H92ZM105 188H102L103 189V191L104 192H106L105 190ZM190 188V189H189ZM0 189H1V185H0ZM101 189V190H102ZM143 189H144V187H143ZM182 189V190H181ZM194 189V190H193ZM223 189V190H222ZM190 191V192H187V191ZM51 191V190H50ZM102 192V191H101ZM195 193V195L197 196V198H195V196H194V193ZM97 193V192H96ZM107 193V197H108V192H106ZM182 193H184V195H185V193H186V196H185V198H183L184 197V195H182ZM188 193H190L189 195H188ZM222 193V194H221ZM100 194V193H99ZM193 194V195H192ZM102 195H103V193H102ZM104 195H105V193H104ZM227 195H229V196H231V197H227ZM183 196V197H182ZM219 196H224V198H223V200H224V203H223V200H221L222 198H220ZM101 197H103V196H101ZM225 197H227V198H225ZM104 198L105 197H103V204L102 205H104V201H105V203H106V201H108V199L107 198H105V200H104ZM190 198H191V201L189 202V200H190ZM193 198V199H192ZM229 198V199H228ZM69 199H71V201H73V203L75 204V206H74V204L69 200ZM107 199V200H106ZM226 199L228 200V201H226ZM73 204V206H72V204H71V206H70V204H69V201ZM182 200V201H181ZM188 200V201H187ZM66 201H68V202H66ZM77 201V202H76ZM178 201V202H177ZM185 201H187V202H185ZM64 202V203H63ZM227 202V203H226ZM8 204H9V201L7 202ZM6 203V204H7ZM157 203V204H156ZM176 203H178V204H176ZM65 204H66V206H67V204L70 206L69 207V209L67 208L66 209V206H65ZM179 204H181L180 206H179ZM183 204H186V205H183ZM77 205V206H76ZM102 205H100V204H93L92 205V208H93V211L95 212L96 210H95V208L97 209V211L93 214L94 216H96V213H98L97 215L99 216L100 215V213L102 212L101 210H103V206ZM188 205V206H187ZM93 206H96V207H93ZM194 206V207H193ZM250 206H251V209H250ZM55 208V210L56 211H54V210H51V208L52 209H54ZM68 207V206H67ZM183 207H185V208H183ZM163 208V209H162ZM254 208V209H253ZM59 209V210H58ZM65 209H66V211H65ZM74 209V210H75ZM153 209H150V210H152L153 211ZM166 211H165V210ZM64 211V214H63V212L62 211ZM99 210V211H98ZM57 212H59V214L57 213ZM62 212V213H61ZM67 212V213H66ZM79 213V214H78ZM181 213H184V215H182ZM61 214V215H60ZM65 214H67L68 216H67V218H68V222L66 221V215ZM56 215H58V216H56V218H55V216ZM93 215H88V217H91V216H93ZM53 219V218H52ZM56 219V220H55ZM63 219V220H62ZM253 219V220H252ZM64 220H65V222H64ZM62 221H63V223H62ZM253 221V222H252ZM255 221H257V223L255 222ZM70 222V224L68 225V223ZM250 222V223H249ZM0 225H2L4 222H3V218H0ZM55 223V224H56ZM252 223H254V225H252ZM61 224H62V226H61ZM260 224V225H259ZM257 225V226H256ZM191 226V227H190ZM64 228V229H65ZM177 234V235H178ZM184 234V235H183ZM195 234H197V235H195ZM94 236V235H93ZM98 236V235H97ZM96 236V237H97ZM190 236V237H189ZM191 236H193V237H195V238H193V237H191ZM197 236V237H196ZM188 238V239H187ZM193 239H195V240H193ZM160 240V239H159ZM184 240H182L181 241V243L184 241ZM186 241V242H187ZM185 242V243H186ZM197 242V241H196ZM91 243V244H90ZM90 243L88 244V246H92L93 247V244H94V242L93 241H90ZM178 243H180V242H178ZM177 243V244H178ZM188 243V242H187ZM195 243V242H194ZM163 245H165V246H167V244H165V243H162ZM168 244V246H167V248L168 249H170V248H174L175 246V250L174 249H171L172 251L174 250L175 251V253H173L172 252V254H170L169 255V257L168 258H170V259H165L164 260V262H163V264L165 263V264H196L197 262H199L204 256H208L211 260H214V257H215V254L217 253V252H220V251H223V250H225V249H228V245H227V243H226V241H223L222 242V244H221V246L219 247V248H217V249H215V251H213V252H211L210 254H207V255H202V252L200 253V250H199V253L198 252H196V250H195V247L196 246H198V244L197 243H195V245L194 244H192L191 245V248H190V246L188 247V245H190L189 243L187 244V247H186V245L185 244ZM171 245H173V247L171 246ZM89 248V249H87V251L88 252H92V251H94V249L93 248ZM193 247H194V249H193ZM190 248V249H193V251L194 252H196L197 254L196 255H194L195 253L194 252H190L188 249ZM197 248H199V246L197 247ZM194 253L193 255L194 256H192L191 255V257H190V253ZM189 253V256L187 255ZM93 255V254H92ZM172 255V256H171ZM174 255V256H173ZM171 256V257H170ZM85 257V256H84ZM90 257H91V255H90ZM83 258V257H82ZM170 260V261H169ZM176 262V263H175ZM261 262V263H260ZM263 262V263H262ZM160 263H162V262H160ZM159 263V264H160ZM214 264H217V262L215 261L214 262Z\"/></svg>",
	"mask_w": 264,
	"mask_h": 264
}]
</instances>
